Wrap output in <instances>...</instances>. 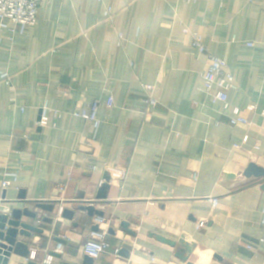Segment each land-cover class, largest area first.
I'll list each match as a JSON object with an SVG mask.
<instances>
[{
	"label": "crops",
	"instance_id": "obj_1",
	"mask_svg": "<svg viewBox=\"0 0 264 264\" xmlns=\"http://www.w3.org/2000/svg\"><path fill=\"white\" fill-rule=\"evenodd\" d=\"M194 32L227 61L248 124L206 92ZM97 100L99 127L74 115ZM252 163L264 168V0H43L34 27L0 21L3 231L41 229L17 235L35 260L10 246L0 264H85L98 217L111 248L91 264H264Z\"/></svg>",
	"mask_w": 264,
	"mask_h": 264
},
{
	"label": "built area",
	"instance_id": "obj_2",
	"mask_svg": "<svg viewBox=\"0 0 264 264\" xmlns=\"http://www.w3.org/2000/svg\"><path fill=\"white\" fill-rule=\"evenodd\" d=\"M188 2L195 0H187ZM43 3V0H0V21H11L18 26L25 27H34L37 24L38 12ZM106 18H111V10L107 9L104 13ZM188 32V30H185ZM193 36V46L198 51L199 54H207L210 64L207 72L203 77V84L206 89V92L211 95L215 102H222L226 109L232 110L233 116L230 117V123L232 125L238 124H248L249 121L241 115V110L238 107H232L229 101L228 92L231 89L236 88V82L234 75L227 70L228 63L225 59H222L212 53L207 51V48L203 41V36L194 32ZM120 38H123V35L120 34ZM249 45H253L249 43ZM144 92L146 93V99L148 103L152 106H157L159 101L154 97L153 85H143ZM113 104V99L110 98L108 101V105ZM101 103L97 100L89 105H85L74 112V115L77 117H81L87 121L93 123L95 127H99V108ZM253 108V107H251ZM249 137L245 136L244 141H248ZM117 176H121V173L116 172ZM10 186L9 181H4L3 187ZM213 205H217L218 199H211ZM97 226L99 227L97 230L92 231L89 239L84 243V251L85 253L96 259L100 257L103 253L107 252L111 245L107 240V230L102 226L105 224V219L102 217L97 218ZM7 229V228H6ZM264 242V238L261 239ZM62 252V244L56 250V253L61 254ZM120 254V249H115V255ZM31 260L36 259V255L31 252L29 255ZM54 256L48 255L43 263L51 264Z\"/></svg>",
	"mask_w": 264,
	"mask_h": 264
},
{
	"label": "water",
	"instance_id": "obj_3",
	"mask_svg": "<svg viewBox=\"0 0 264 264\" xmlns=\"http://www.w3.org/2000/svg\"><path fill=\"white\" fill-rule=\"evenodd\" d=\"M245 175L248 177L251 176H255L258 178H264V168L257 165L256 163H252L250 164L246 171H245ZM41 207L45 208V209H53L52 205H40ZM4 209L5 211H9L8 208H1ZM68 212L66 211L65 214H67ZM13 217L14 219H16L17 221L20 220L21 214L22 212L20 210H13L12 211ZM23 214L31 217V218H36L37 215L33 212H30L29 210H24ZM67 216V215H65ZM9 217L6 215H0V240L4 239V241H0V254L4 251V249H10L13 246L14 247V252L24 256V257H28L30 253L29 250V246L28 244L25 243H21L17 241V235L21 234V235H25L27 237H31V232L36 231V232H41V229L33 226V225H29L27 223H21V227L22 229L19 230L17 227H14L13 225H11V227L5 232L3 231L6 227L7 222H9ZM14 222V221H11ZM13 224H17L13 223ZM98 228H96L95 230H97ZM6 234V235H5ZM5 235V236H4ZM4 236V237H3ZM62 243V242H60ZM179 257L187 262V264H194L192 262L188 261V257L183 255L182 253H179ZM85 264H91V259L90 257H87L85 260ZM30 264H35L34 262H31Z\"/></svg>",
	"mask_w": 264,
	"mask_h": 264
}]
</instances>
